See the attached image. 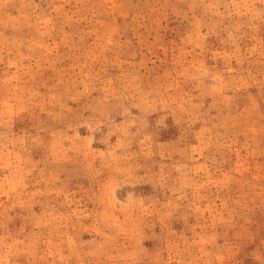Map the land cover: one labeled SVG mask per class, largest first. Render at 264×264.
Wrapping results in <instances>:
<instances>
[{
  "label": "rangeland",
  "instance_id": "374dc122",
  "mask_svg": "<svg viewBox=\"0 0 264 264\" xmlns=\"http://www.w3.org/2000/svg\"><path fill=\"white\" fill-rule=\"evenodd\" d=\"M0 264H264V0H0Z\"/></svg>",
  "mask_w": 264,
  "mask_h": 264
}]
</instances>
